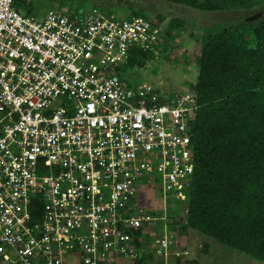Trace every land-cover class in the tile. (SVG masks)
Returning a JSON list of instances; mask_svg holds the SVG:
<instances>
[{
  "label": "built area",
  "instance_id": "obj_1",
  "mask_svg": "<svg viewBox=\"0 0 264 264\" xmlns=\"http://www.w3.org/2000/svg\"><path fill=\"white\" fill-rule=\"evenodd\" d=\"M12 3L0 0V264L133 262L146 238L156 264L188 258L169 223L188 213L196 94L119 76L163 23L97 8L36 19Z\"/></svg>",
  "mask_w": 264,
  "mask_h": 264
},
{
  "label": "trees",
  "instance_id": "obj_2",
  "mask_svg": "<svg viewBox=\"0 0 264 264\" xmlns=\"http://www.w3.org/2000/svg\"><path fill=\"white\" fill-rule=\"evenodd\" d=\"M164 1L215 13L246 11L262 0ZM12 4L33 16L29 1ZM155 17L164 21L161 13ZM181 26L183 21L172 17L164 27L163 41L153 50L166 47L171 30ZM200 44L196 82L188 88L197 103L188 213L185 220L169 223V229L176 233L191 228L264 262V20L239 19L205 32ZM152 51L133 49L123 65L142 68L143 58ZM155 210L154 206L150 213L156 214ZM172 213L179 216L177 211ZM139 245L146 247L147 242ZM130 264L156 261L143 248ZM176 264L198 263L178 259Z\"/></svg>",
  "mask_w": 264,
  "mask_h": 264
},
{
  "label": "rangeland",
  "instance_id": "obj_3",
  "mask_svg": "<svg viewBox=\"0 0 264 264\" xmlns=\"http://www.w3.org/2000/svg\"><path fill=\"white\" fill-rule=\"evenodd\" d=\"M30 2L32 14L42 19L51 11L66 13H85L97 8L104 13L110 12L118 18L132 16V11L148 18L164 16L165 29L172 17L183 21L179 29L171 30L167 46H159L144 58L142 68L121 65L119 76L126 85L135 86L148 82L164 94L183 93L196 82L197 60L200 41L207 31H217L239 19H232L230 12H208L191 7H183L164 0H26ZM99 6V7H98ZM20 11L25 13L22 9ZM237 16V15H236ZM157 19V18H156ZM153 193V192H152ZM154 205L160 200L149 198ZM179 232V233H178ZM178 242L188 247L190 261L198 264H264L263 261L222 244L214 238L191 228L178 231ZM147 243L150 239L147 238ZM148 246V244H147ZM132 261H128L130 263ZM127 264V263H126Z\"/></svg>",
  "mask_w": 264,
  "mask_h": 264
},
{
  "label": "flooded vegetation",
  "instance_id": "obj_4",
  "mask_svg": "<svg viewBox=\"0 0 264 264\" xmlns=\"http://www.w3.org/2000/svg\"><path fill=\"white\" fill-rule=\"evenodd\" d=\"M227 12L231 13L232 19H234V20L235 19H241V20L245 21V19H252L251 17H253L257 14H259V16H258V20H256L255 22H257L259 20H264V0H262L257 6L250 8L246 11L236 10V11H227Z\"/></svg>",
  "mask_w": 264,
  "mask_h": 264
},
{
  "label": "clouds",
  "instance_id": "obj_5",
  "mask_svg": "<svg viewBox=\"0 0 264 264\" xmlns=\"http://www.w3.org/2000/svg\"><path fill=\"white\" fill-rule=\"evenodd\" d=\"M187 216V215H186ZM186 218V217H185ZM146 244V241L144 242V245ZM148 244V246L146 245V247H142V248H144L145 250H146V252H149L150 253V255H153V250H152V247H151V241L149 242V243H147ZM142 250V249H141ZM142 252V251H141ZM153 257V256H152ZM189 258V257H188ZM188 258H186V259H188ZM182 260H185V259H182Z\"/></svg>",
  "mask_w": 264,
  "mask_h": 264
},
{
  "label": "crops",
  "instance_id": "obj_6",
  "mask_svg": "<svg viewBox=\"0 0 264 264\" xmlns=\"http://www.w3.org/2000/svg\"><path fill=\"white\" fill-rule=\"evenodd\" d=\"M130 264V263H128V260H126V259H123V258H119V259H117L116 260V262L115 263H113V264Z\"/></svg>",
  "mask_w": 264,
  "mask_h": 264
},
{
  "label": "water",
  "instance_id": "obj_7",
  "mask_svg": "<svg viewBox=\"0 0 264 264\" xmlns=\"http://www.w3.org/2000/svg\"><path fill=\"white\" fill-rule=\"evenodd\" d=\"M258 16H259V14H257V15H255V16L251 17L252 19H245V21H250V22L256 21V20H258ZM253 18H254V19H253Z\"/></svg>",
  "mask_w": 264,
  "mask_h": 264
}]
</instances>
